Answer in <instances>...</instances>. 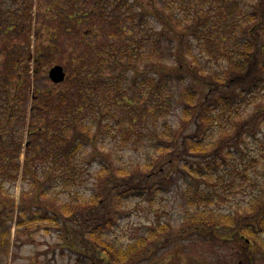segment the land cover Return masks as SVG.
Returning <instances> with one entry per match:
<instances>
[{
    "label": "trees",
    "instance_id": "16d2710c",
    "mask_svg": "<svg viewBox=\"0 0 264 264\" xmlns=\"http://www.w3.org/2000/svg\"><path fill=\"white\" fill-rule=\"evenodd\" d=\"M33 2L0 0V33L25 30ZM51 6L66 29L95 21L103 34L66 68L65 89L30 110L29 63L22 49L7 54L0 264L36 233L67 239L76 264H140L193 235L244 243L250 264H264V0ZM173 190L184 200L178 226L154 210ZM128 200L149 204L155 222L120 245L108 231Z\"/></svg>",
    "mask_w": 264,
    "mask_h": 264
},
{
    "label": "rangeland",
    "instance_id": "374dc122",
    "mask_svg": "<svg viewBox=\"0 0 264 264\" xmlns=\"http://www.w3.org/2000/svg\"><path fill=\"white\" fill-rule=\"evenodd\" d=\"M50 1L61 3L65 0H34L32 18L25 30L13 35L4 31L0 33V72L5 69L7 54L12 48L22 49L21 58L29 63L28 85H23L22 89L29 98L27 104L29 110L37 103L34 97L39 98L46 90L65 89L64 84L59 86L50 80V69L60 65L68 74L66 68L73 69L77 65V58L86 52V44L97 43L103 34L102 27L95 21L90 24L92 32L86 25L66 29ZM91 7V4H82L83 11ZM40 50H47L50 55L45 58L38 54ZM23 68L24 65L18 70L21 71ZM179 111L176 109L177 116L171 117L174 123H177ZM127 152L128 159L140 157L137 151ZM20 191L18 185L16 188L18 198ZM236 199L242 200L243 195H236ZM159 203L154 210L164 217V221L171 220L178 226L184 208V200L179 192L173 190L164 202ZM155 214L156 211L151 210L147 203H137V200L124 202L116 213L113 227L108 231L110 239L120 245H127L132 239L148 231L155 222ZM68 243L67 239H58L57 236L46 238L43 233H36L33 240H24V243L12 246L8 255L3 257L2 264H76L75 253ZM246 250L244 243L242 245L223 239L209 241L199 235H193L187 240L173 241L154 256L142 260L140 264H250L249 253Z\"/></svg>",
    "mask_w": 264,
    "mask_h": 264
},
{
    "label": "water",
    "instance_id": "95a60500",
    "mask_svg": "<svg viewBox=\"0 0 264 264\" xmlns=\"http://www.w3.org/2000/svg\"><path fill=\"white\" fill-rule=\"evenodd\" d=\"M66 72L63 66L55 65L49 71V78L55 84H61L66 80Z\"/></svg>",
    "mask_w": 264,
    "mask_h": 264
}]
</instances>
